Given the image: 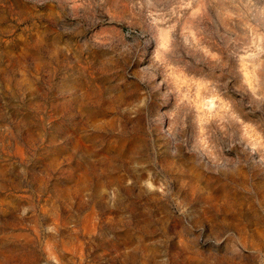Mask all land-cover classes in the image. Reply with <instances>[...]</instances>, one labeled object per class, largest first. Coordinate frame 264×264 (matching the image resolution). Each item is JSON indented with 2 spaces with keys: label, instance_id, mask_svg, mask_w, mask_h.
Instances as JSON below:
<instances>
[{
  "label": "rangeland",
  "instance_id": "374dc122",
  "mask_svg": "<svg viewBox=\"0 0 264 264\" xmlns=\"http://www.w3.org/2000/svg\"><path fill=\"white\" fill-rule=\"evenodd\" d=\"M0 264H264V0H0Z\"/></svg>",
  "mask_w": 264,
  "mask_h": 264
}]
</instances>
